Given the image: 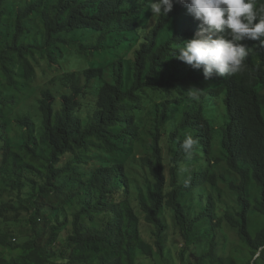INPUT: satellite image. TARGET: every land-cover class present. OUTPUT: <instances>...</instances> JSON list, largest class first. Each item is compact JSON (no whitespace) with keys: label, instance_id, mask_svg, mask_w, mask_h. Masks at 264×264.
Returning <instances> with one entry per match:
<instances>
[{"label":"trees","instance_id":"trees-1","mask_svg":"<svg viewBox=\"0 0 264 264\" xmlns=\"http://www.w3.org/2000/svg\"><path fill=\"white\" fill-rule=\"evenodd\" d=\"M147 5L148 0H0V86H16L17 66L33 80L38 60L57 71L58 60L71 50L110 57L106 66L86 69L84 83L65 73L40 93L39 115L30 107L12 127L3 111L14 101L0 97V172L14 176V188H31V209L20 206L31 232L18 243H12V233H0V264H137L139 255L169 264L167 216L184 248L203 246L194 264H264V46L242 42L249 49L244 71L205 80L202 70L172 57L198 30V21L179 3L166 18L152 19ZM124 43L131 56L119 54ZM191 87L204 92L201 99L222 101L226 119L219 133L202 100L184 110L169 132L164 128L174 114L171 106L181 97L148 111L158 102L155 95ZM187 134L199 141L191 159L180 146ZM217 139L222 158L214 155ZM224 158L237 176L228 180V189L239 208L225 220L239 243L219 256L221 222L205 186L227 180L215 170ZM53 201L62 203L63 220L61 205ZM8 208L15 207L4 204L0 211ZM42 219L46 231L39 228Z\"/></svg>","mask_w":264,"mask_h":264},{"label":"rangeland","instance_id":"rangeland-1","mask_svg":"<svg viewBox=\"0 0 264 264\" xmlns=\"http://www.w3.org/2000/svg\"><path fill=\"white\" fill-rule=\"evenodd\" d=\"M23 5H27L30 0H20ZM118 40H122V38H117ZM96 41V36L94 37L93 44ZM110 44H116L115 41L111 39ZM129 44H122V50L119 51V54L123 53V56H131V50L128 49ZM109 56L106 55L103 58H87L79 56L75 53V51L71 50L66 52V55L63 59L58 60L59 69L54 71L48 67L47 61L38 60L35 65V76L33 80L25 79L23 75V69L20 66H17V77L16 86L9 87L5 83L3 86H0L1 98L6 100L14 101V104L6 107L3 111L4 121L8 122L7 125H10L14 119L18 116H22L26 112L28 113V108L33 110L34 114H38V104L37 101L40 97V93L44 91L46 88H51L53 85L59 83V78L62 79V76L65 73H75L79 76V81L81 83L85 82L84 71L90 68H98L100 66H106L109 60ZM103 81H110V77L108 73H105ZM62 89V88H61ZM53 90H56L54 88ZM187 91H182L178 93L177 91H173L170 95H163V97H159L155 95L153 98L158 102L155 104H149L148 111H152L161 100H173L176 96H180L181 99L179 103L172 104L171 108L173 109L172 117H169L168 123L164 128V131L169 132L173 130L176 126V123L180 120L182 113L186 110L190 105H197L200 100L204 102V105L207 110V115L213 120V123L219 133L221 131V127L225 124L226 114L223 103L221 100H212L209 97L204 96L201 99V95L204 92L201 90L199 92V98L196 100L191 99L187 93ZM17 117V118H18ZM147 119H149L147 117ZM150 120V119H149ZM151 121V120H150ZM12 127V126H11ZM218 140V139H217ZM219 140L214 149V155L218 157H223L219 148ZM137 152L138 149H135ZM164 152L166 154L167 149L164 146ZM130 161H128L129 165ZM129 171L132 170V165L130 163L128 167ZM215 170L219 173H223L226 177V181L222 180L219 183V186L216 188L210 187L209 185L205 186L206 192L213 196L216 203V211L218 214V219L221 222L220 226L217 228L218 230V239L220 242V246L218 249L219 256H228L230 251L233 250L239 243V239L235 230H233L226 222L225 215L231 214L235 215L239 210L236 199L233 195H231L228 189V180L232 178H237L235 173L231 172L225 162V158L216 164ZM166 174L169 177V166L166 163ZM14 179L13 175L4 174L0 172V209L4 204H11L15 208H8L7 210L0 211V233L10 232L12 233L11 241L12 243H18L24 241L29 233L31 232V228L27 226L26 217L27 213L20 209L21 205H25L31 209L27 201V197L31 193V188L27 184L20 186V188H14L11 184V180ZM221 194V195H220ZM54 205H61L60 212V220H63L65 215V210L62 208L61 202L53 201ZM68 209H73L74 204H67ZM19 210V211H18ZM57 215H52L49 218V221L54 224V220ZM173 217L167 216L168 223L171 224V233L166 237V254L169 257V264H194L196 258L203 252V246H192L190 248H184L181 238L176 234L175 228L173 226ZM218 221V222H219ZM39 228L44 230V219L40 222ZM202 228V226H201ZM199 228V229H201ZM71 228H64L60 232L61 239L58 245H63L67 235L70 233ZM14 239H17L14 242ZM183 253V257H182ZM137 264H165L159 257H155L153 259H148L143 257L142 255L138 256Z\"/></svg>","mask_w":264,"mask_h":264},{"label":"clouds","instance_id":"clouds-1","mask_svg":"<svg viewBox=\"0 0 264 264\" xmlns=\"http://www.w3.org/2000/svg\"><path fill=\"white\" fill-rule=\"evenodd\" d=\"M174 3L183 5L198 21L193 36L177 45L172 53L194 70H202L205 80L213 76H234L244 71L249 49L244 41H259L264 46V4L256 0H148L152 19L166 18ZM201 90L191 87L187 95L196 100ZM199 141L187 134L181 148L193 158Z\"/></svg>","mask_w":264,"mask_h":264}]
</instances>
